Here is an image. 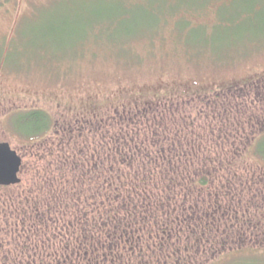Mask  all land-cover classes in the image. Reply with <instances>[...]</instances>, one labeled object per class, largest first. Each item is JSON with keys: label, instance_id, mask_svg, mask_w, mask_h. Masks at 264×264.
I'll return each instance as SVG.
<instances>
[{"label": "rangeland", "instance_id": "1", "mask_svg": "<svg viewBox=\"0 0 264 264\" xmlns=\"http://www.w3.org/2000/svg\"><path fill=\"white\" fill-rule=\"evenodd\" d=\"M122 4L123 0H0V49L2 47L7 51L9 45H14V50L8 53L7 58L0 54V142H9L23 159L21 182L0 186V264H14L13 259L19 264H31L32 259H37L35 264H42L41 260L38 261L41 258L38 256L41 255L40 248L34 249L28 239L29 235L33 236L28 231L29 217L16 208L25 210L28 208L26 198H39L47 192L46 188L55 191V187L67 181L65 175L62 176L57 169L53 161L55 158L70 156L75 165L80 161L82 166L81 159L87 157L88 148L91 153L99 154L101 141H107V116H112L114 111L99 110L100 116L89 117L86 110L92 106L95 109L102 108V105L115 100H122L112 106H119L115 111L117 114L128 111L124 115L125 119L130 113L134 115L133 120H136L140 130L133 125L132 130L124 122L122 131L130 133L132 130L135 133V145L140 143L143 133L154 141V144L149 142L146 147L152 161L160 149L162 157L169 156L170 150H174L185 161L198 155L201 161L196 166H201L205 172L191 180L197 181L204 176L208 178L207 184L198 185V188L205 189L202 193L208 199L197 198L192 199L193 202L168 204L169 208L177 211L165 234V237L173 235L169 241L170 259L165 261V256L158 253L157 247L146 246L149 264L163 261L167 264H264V169L261 170V177L254 178L259 170L242 159L244 153L252 149L255 141L264 133V31L253 30L248 25L215 27L217 23L214 12H211L205 16L208 19L207 28H199L192 36L194 41L190 40L191 60L185 53L174 54L172 44L165 43L160 48V43L152 47L148 40V43L136 41L137 46L144 51L140 52L141 61L134 63L135 66L122 62L130 61L115 54L117 47L148 28L154 29L156 17L147 15L148 11L143 14L137 8L128 18L130 22L122 23L118 15L112 13V10L117 14L122 13ZM101 9L106 11L102 16L104 22L100 32L102 48L91 60L83 57L85 51H79L78 48L86 42L85 38L92 36L95 27L90 22L82 25L77 19L90 18L88 14L91 11ZM21 20L24 22L18 30ZM193 21L198 23L204 21V18L194 17ZM52 22L53 28L50 25ZM61 23L67 26L65 33H72L64 35L57 30ZM93 43L89 42V49L94 47ZM116 43L118 46H115ZM110 45L114 48H110ZM147 47L151 49L149 52ZM54 58L56 61H47ZM162 94L176 99L166 101L165 104L149 103L133 109L136 106L134 104L148 102V99ZM126 101L128 104L131 102L129 110L122 108ZM34 110L49 112L61 131L54 130L57 134L52 131L43 139L35 141H31L34 136L29 138L21 135L15 128L18 116ZM162 120L166 124L162 125ZM25 124L27 120L18 126L24 132L30 131L26 129L27 126L23 127ZM89 126L94 132L92 141L91 137L88 140L83 134ZM40 134H36L35 139L40 138ZM160 137L162 143L158 144L156 142H160ZM122 141H125V136ZM175 142L182 144L177 145ZM215 142L217 146L213 148L210 144ZM195 143L199 146L197 150L194 149L197 148ZM77 149L81 150L80 159ZM122 151H117L119 156ZM215 156L231 158L232 161L219 173H214L216 166L212 165L213 174L203 164ZM246 158L251 160L252 157L248 155ZM131 165H138V160H134ZM176 171H168L171 179L183 173L182 170ZM226 172H231L240 181H231L235 189L231 186L222 191L225 180L222 181L220 177ZM157 173L160 176L158 185H154L155 181L140 187L152 194L153 204L147 206L150 212L148 218L162 217L160 212L165 209L155 198V191L166 187L169 192L173 190L164 183L162 173ZM70 182L77 183L74 180ZM41 185H44L45 191L40 189ZM194 185L187 184L186 190L189 191L190 186ZM178 188L175 187V190ZM246 188L247 191L243 192ZM75 192V198L70 202L73 204L72 210H68L66 219L57 217L63 222L58 224L65 226L68 223L73 228L69 236L63 238L68 241L69 237L82 239L89 235L93 227L92 223H88L91 216H85L77 223L78 212L73 207H83L85 204L79 199L80 194L76 188ZM88 193L86 191L84 195L86 201ZM227 194H231V198H227ZM11 196L14 199L10 200ZM213 200L215 205L227 206H218V214L213 213ZM10 201H14V207L10 206ZM43 202H46L43 203L45 205L53 204L45 199ZM91 208L88 206V212ZM191 212H197L198 215L188 220ZM208 215L212 219L217 217L216 224L223 227L221 229H231L230 235L218 236L219 231L215 227L210 228L212 220L207 218ZM145 225L148 230L143 236L144 245L155 235L151 222L146 221ZM52 226L51 222L48 227L52 229ZM62 229L56 233L62 234ZM49 232L52 234L51 230ZM35 238L40 240L39 236ZM141 239L138 235L134 241L141 244ZM196 241L203 248L196 249L195 253L193 248ZM57 249L60 248L50 246V251L45 249L44 252L52 254ZM129 259L119 263L116 254L103 251V254L97 252L91 263L127 264ZM137 261L133 259L129 264H143Z\"/></svg>", "mask_w": 264, "mask_h": 264}, {"label": "trees", "instance_id": "2", "mask_svg": "<svg viewBox=\"0 0 264 264\" xmlns=\"http://www.w3.org/2000/svg\"><path fill=\"white\" fill-rule=\"evenodd\" d=\"M123 3L124 4L121 5L123 11L122 13L117 14L118 12L112 10V13H116V16L118 15L117 18H119L120 22L122 23H129L130 21L128 18H131L137 8H140L139 11H142L143 14H146V12L148 11L147 15L156 17V27L154 29L148 28L147 31L140 33L134 39L127 40L125 43L123 42V44H121L119 48L117 47L118 50L115 54L119 55V57L122 58H128L130 62L122 61L124 63L126 62L127 64L140 63L141 61L139 59L141 57L140 54L144 50L140 49V47L137 46V44L135 43L136 41L142 43H148L149 41V45L151 44L152 47H156L155 45L157 43H160V48L164 46L165 43L172 44L175 48L173 51L174 54H177V52H179L185 53L190 56V53L192 52V45L190 44V40H193L192 36L197 32V30H199V28H207L208 22L206 20L208 19H206L207 17L205 16H207V14L211 12H214L213 16L216 20L215 23H217V26L215 27H231L235 25L237 27H243L244 25H248L251 26L253 30L260 29V31H264V0H123ZM138 3H142V5H138ZM105 12L106 11H104L103 9L93 10L90 12V14H88L91 16L90 18H82L83 21L81 19H77L81 21L80 23L82 25L90 22L95 27V31H92V36H90L89 39L85 38L87 39L86 42H83L78 48L79 51H85L83 57L94 60L92 57L97 56V51L100 49V47L102 48V44L100 41V32L102 31L101 27L104 22L102 16L103 14H106ZM136 13L138 12L136 11ZM106 16L104 15V17ZM194 17L197 19L203 17L204 21L194 23ZM139 19L141 21V18ZM23 22L24 21L22 20L19 21L18 30L22 26ZM53 23L54 22L50 24L51 28H53ZM111 23L113 24V22ZM66 27L67 26H65L64 23H61L60 27L57 30L63 32L62 34L64 35H66V33H72H65ZM53 33L56 35L55 31ZM253 40L254 39H252L251 41ZM89 42H94V47H90L89 49ZM115 46H118V44L116 43ZM110 48H114V46L110 45ZM12 50H14L13 44L9 45V49L7 51H5V49L1 47L0 54L1 56L7 58L8 53ZM150 50L151 49L148 48V52ZM61 58L65 59V57H58L57 59ZM191 58L192 57L190 56V60ZM115 59L119 61V59ZM47 61H56V58L51 60L48 59ZM169 96L170 95L167 94L157 95L156 98L148 99V102L134 104L136 106H134L133 109H135V107H141L149 103L154 104L159 102L161 104H165L166 101H173L176 99L172 98L173 96ZM121 101L122 100H115L112 102L109 101L108 103H106V105H102V108L100 107L98 109H95V107L92 106L91 109L86 110L89 113V117L100 116L99 114H101V112L99 113V110L114 111V113L112 112L114 115L112 114V116H107L109 117L108 122H106L107 141H101L99 154H94V152L91 153L88 148V152H86L87 157L81 159L83 161L84 168L83 165L80 166L79 164V159L82 155L81 150L79 149H77L79 151V162H77L76 165L74 164V162H72V160L74 159L70 156L61 155L60 157L55 158L53 161L56 162L57 169L60 171L62 176L65 175L67 181H63L62 186L58 185L57 187H55V191H50V188H46L48 189L47 192H45L43 196L41 194L39 198H35V196L32 199L30 198L29 200L28 198H26L28 208H25V210L16 208V210L18 211H24V214L27 213L29 217L28 231L32 233L33 236L29 235L28 239L30 242H32L30 243V245L34 249L40 248L39 250L41 251V255L38 256L41 258H39L38 261L41 260L42 264H92L91 260L93 257H96L97 252L103 254V251H110L112 254H116L119 263H124V261L130 257L127 264H129V262L133 259L138 260L143 264H149L150 260L147 257L148 253L146 246L150 248H153L154 246L157 247L158 253H160L161 255L163 254L165 256L164 260L168 262V260L170 259L168 256L169 241L171 240V237L173 235L165 237V234L169 230V226L171 227L172 218L177 212L169 208L168 204L172 203L174 205H177L185 203L187 201L193 202L192 199L197 198L208 199V196L203 195L202 193V190L205 191V189H203L202 187V189L198 188V185L207 184L208 178L204 176L199 178L197 181L191 180V178L198 177L200 174L205 172V170H203L201 166H196L198 162L201 161L198 155H196V157H194L193 155L194 159L191 158L190 160L185 161L177 154L176 151L174 152V150H170L169 156L164 155L162 157L163 153L160 149L159 152L155 155V160L152 161L150 155L148 154V148L146 149V147L149 142L151 144H154V141H152V139L148 138L143 133V137L140 140V143L138 145H135L136 137L135 133L132 131V125L137 130L140 129L136 126V120H133L134 115L130 113L125 119L124 115L128 111L126 113L121 112V114H117L115 111L119 108V106L112 107L114 104H116V102ZM126 102H124V105L121 104L123 105L122 108L129 110L128 106H130L131 102L130 104ZM87 112L85 114H87ZM86 116L88 117V115ZM18 119L19 121L15 124V128L23 136H29V138L30 136H34L33 138H31V141L43 139L52 131L53 134H57V131H61L58 130V128L54 124L53 116L50 115L49 112H46L44 110L25 112L23 114H20L18 116ZM24 120H27V124H25L23 127L27 126L28 128L26 127V129L30 131L24 132L20 129L21 126H18L19 124L21 125ZM124 122L127 125H130L129 127L132 129L130 133L122 131V124ZM160 123L164 125L166 124V121L162 120ZM63 131L64 130L62 129V133ZM91 131L92 128L89 126L86 128L85 132L83 131V134L86 135L85 137L87 139L91 137L92 141L94 132ZM36 134H40V138L35 139ZM102 135L105 136V134ZM123 136H125V141H122ZM159 139L160 142H156L158 144L162 143V137H160ZM179 141L182 142L181 140ZM180 142L175 143L177 145H181L182 143ZM216 143L217 142L211 143L210 145L213 148H216ZM194 146H197V148H194L195 150H197L199 147L198 143H195ZM187 147L188 146H186V149ZM106 149H108L109 151H106ZM118 150H123L121 156L118 155ZM248 150L244 153L242 159L243 161L247 162V164L251 163V165H254L257 171L259 170V174H256V177H254L259 178L261 177V170L264 169V133L260 137H258V139L253 144L252 149ZM49 151L53 150L50 149ZM248 155L252 157L251 160L246 158ZM184 156L186 159V155ZM222 158L223 156L210 157L203 165L205 166V169L208 168V170H210V173H213L211 172L213 170L212 165L214 167L216 166L214 169V173H219L226 167V165H228L230 161H232L231 158ZM134 160H138V165H131ZM76 166L79 169H77ZM125 167L127 168L125 169ZM171 169L175 171L182 170L183 173L181 175H176L171 179L168 173V171H170ZM157 171H160L162 173L161 177L163 178L164 183L170 186V189L172 188L173 190L169 192L168 188L166 187V189L155 191V198L157 199L158 203H161L164 206L165 209L163 211L161 210L160 212L162 217L152 216V218H148L150 212L147 209V206L148 204H153L151 202L152 194L146 193L140 187L145 186L144 184H149L150 182H152L153 184L155 181L156 182L154 183V185H158L157 180L160 179V176L158 175L159 173H157ZM68 173H70V175H68ZM228 176L230 177L229 180L227 179ZM246 176L251 180L254 179L249 175ZM220 179H222V181L225 180L224 187L221 188L222 191L225 189H229L231 186H234L232 185L233 182L231 181H240L237 180L231 174V172L224 173L220 177ZM70 180H74L77 183L73 184L70 182ZM187 184L195 185L190 186L191 189L187 191ZM43 186L41 185L40 189H42V191H45L46 189L43 190ZM177 186H179V188L175 190V187ZM75 188L80 194L79 199H82L85 204L83 205V207L80 205L78 206L79 208L73 207V209L77 210L78 212L77 223H80L79 221L81 218H85V216H91L89 222H87L92 223L93 227L89 235L83 237L84 239H81L79 237H69L70 240L68 241L63 240V238L69 236L68 234H70L73 228H71L68 223L65 226L62 224H58L63 222L58 220L57 217L61 216L66 219L68 210H72L73 204H71L70 202H73L75 198ZM82 188H85V190L82 191ZM86 191L89 192L87 201L84 196ZM245 191H247V188L243 190V192ZM81 195L83 196L82 198ZM158 195L160 196L159 198H157ZM166 196L170 197H168L167 199ZM228 197L231 198V194H227V198ZM11 199H14V197L11 196L10 200ZM44 199L48 203L53 202V204H43L46 203L43 202ZM14 201H10L11 207H14ZM88 206H92L95 209L91 208V211L88 212ZM214 206L215 209L213 213L215 212L216 214H218V206L220 207V205H215V200H213L211 203V207L214 208ZM225 206L227 205H222L220 208ZM93 213L95 214L92 215ZM193 215L197 216L198 214L197 212L195 214L194 212H191L189 214L188 220H191V218L194 217ZM73 218L74 215H72V219ZM207 218L209 220H212L210 228L215 227L216 230L219 231L218 236L222 237L223 235H230L231 229L223 230L221 229L223 227H220L216 224L217 219L215 218L217 217H214L212 219V217L208 215ZM146 221L151 222L153 227L152 230H155V235L150 241L146 243V245H144L143 236L146 235V230H148V226L145 225ZM51 222L54 225L51 227L52 229L48 227ZM71 222L74 226L73 220ZM241 222L244 221L242 220ZM167 223H169V225H167ZM106 226L107 229L105 230ZM60 229H62V234L56 233V231ZM94 229L99 235L96 234V231ZM24 230L26 231L27 229L24 228ZM49 230H51L52 234L49 232ZM56 234L59 236H57ZM138 235L139 237H142L141 244L137 240L134 241L135 239H137ZM38 236L40 237V240L35 238ZM53 237L55 238V240H53ZM197 244L198 242L196 241L193 248L195 253L196 249L198 250L200 248H203L202 245ZM50 246L51 248L55 246L56 248L58 247L60 249L53 251L52 254L45 253V249L50 251ZM154 250L155 248L153 249V252ZM35 253H37V251ZM191 257L193 258V255H191ZM35 260L37 261V259H32L31 264H35ZM12 261V263L14 264H19L18 262H16L17 260L13 259ZM165 261L154 264H167ZM151 264H153V262Z\"/></svg>", "mask_w": 264, "mask_h": 264}, {"label": "water", "instance_id": "3", "mask_svg": "<svg viewBox=\"0 0 264 264\" xmlns=\"http://www.w3.org/2000/svg\"><path fill=\"white\" fill-rule=\"evenodd\" d=\"M22 157L9 142H0V185L9 186L21 182Z\"/></svg>", "mask_w": 264, "mask_h": 264}]
</instances>
